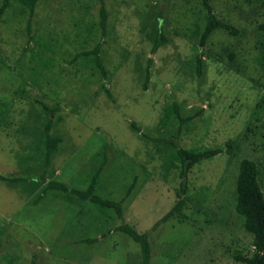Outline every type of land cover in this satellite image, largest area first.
Returning a JSON list of instances; mask_svg holds the SVG:
<instances>
[{
  "label": "rangeland",
  "instance_id": "374dc122",
  "mask_svg": "<svg viewBox=\"0 0 264 264\" xmlns=\"http://www.w3.org/2000/svg\"><path fill=\"white\" fill-rule=\"evenodd\" d=\"M104 4V36L98 0H42L29 31L27 12L11 4L0 23V175L23 179L0 181V264H140L138 245L114 228L124 222L144 233L176 203L175 146L222 152L189 171L184 218L149 233L150 263L242 264L237 256L252 251L234 209L242 159L256 164L264 195V0H210L216 18L238 33L216 30L199 50L200 0ZM160 32L165 43L151 54ZM98 43L105 78L91 59L74 58ZM49 122L61 143L45 166ZM100 167L104 198L120 200L134 183L121 220L42 192L50 180L83 189Z\"/></svg>",
  "mask_w": 264,
  "mask_h": 264
},
{
  "label": "trees",
  "instance_id": "16d2710c",
  "mask_svg": "<svg viewBox=\"0 0 264 264\" xmlns=\"http://www.w3.org/2000/svg\"><path fill=\"white\" fill-rule=\"evenodd\" d=\"M42 0H0V23L9 10L11 4H15L20 7L23 11L27 12V31L30 29L32 18L35 13V9L39 2ZM99 1V14H98V29L102 36L105 35L107 26V11L105 9L104 0ZM202 8L205 14V24L201 32L197 36L198 40V50L203 48L209 39L210 35L216 31L226 32L228 35H237V30L226 23L218 20L213 12L210 5V0H200ZM258 29L264 32V22L258 25ZM165 43V37L160 32L158 37L155 39L150 53L154 54L157 49ZM101 43L95 45L92 49L83 50L74 55L75 59L85 58L91 59L93 63V69L98 71L102 78H105L106 71L100 55ZM202 54L200 53L195 59V73L197 76L201 74V63ZM152 59L149 58L144 72V84L143 89L146 87V83L149 80V65ZM262 85L264 87V64L262 66ZM103 91L109 99H111V94L107 88H103ZM44 110H48V107L42 105ZM174 112L179 116L178 107L173 105ZM131 129L139 132V129L130 123ZM51 124L47 123L44 127V138L42 140V160L43 164L47 166L49 161L56 150V148L61 143V138L57 136H52L50 134ZM175 155L179 161V196L176 203L171 209H169L159 220H157L151 228L144 232L139 233L130 225L122 222L114 228L115 232H119L127 236L131 241L136 243L139 248L140 253V264H151V249L148 240L150 232L155 231L160 225L166 223L172 218L183 219L182 214L184 199L183 195L186 193L187 185V175L191 168L201 163L202 161L212 159L213 157L220 154L221 148H207L202 151L184 149L175 146ZM262 150L264 152V143L262 145ZM101 167L96 171L90 180L87 182L83 189L69 188L65 184L50 180L48 181L42 192L58 191L61 194H68L82 202H86L89 205L100 211H110L112 210L118 219L123 217V204L129 198L131 190L134 187V183H131L126 189L124 195L120 200H112L104 198L99 193H97V179ZM258 168L253 161L242 159L239 162L238 173L235 181V212L243 219L244 230L252 235L251 247L252 251L247 256H237V259L242 264H264V195L261 191L258 182ZM23 179L17 177H3L0 175V181L6 182L8 184H14L22 182ZM30 264H33L31 262Z\"/></svg>",
  "mask_w": 264,
  "mask_h": 264
}]
</instances>
